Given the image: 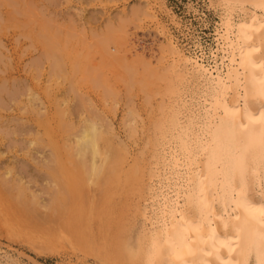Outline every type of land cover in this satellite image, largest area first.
Masks as SVG:
<instances>
[{"label": "bare ground", "instance_id": "6f19581e", "mask_svg": "<svg viewBox=\"0 0 264 264\" xmlns=\"http://www.w3.org/2000/svg\"><path fill=\"white\" fill-rule=\"evenodd\" d=\"M6 1L19 3L17 0ZM209 1L220 13V21L216 27V47L209 51L198 36H193L195 53L188 51L180 43L161 14L160 0H145L143 4L144 12L152 18L158 33L163 37L159 54L154 50L149 54L142 49L143 46L141 48L137 45L136 40L127 38L126 33L124 34L126 30L121 24L117 30L114 29L116 26L111 25L105 33L100 34V47L104 53L107 52L109 64L123 66L127 73L126 79L129 78L128 81L124 80L130 89L138 86L143 90H151L160 80H165L167 83L163 95L170 98L167 103L163 97L159 106L161 117L152 122L155 134L151 143L155 147L153 157L156 161L149 166L145 184L149 189L151 202L162 199V205L154 217L142 211V215L149 219V225L144 230H139L136 237H121L119 234L123 233L118 234L120 228L115 226L117 234L113 231L114 236L111 235L113 237L109 240L105 239L100 252L119 262L249 264L253 261L255 264H264V0ZM23 3L27 4L25 0ZM30 4L32 3H28L22 9L24 11L20 12L26 13L24 16L28 13V22L29 13L33 12ZM38 7L42 8L40 5ZM47 18L50 20L41 19L40 24L38 23L40 38L37 40L43 41L40 44L44 43L45 57L52 68V78L48 77V81L52 79L60 87L59 77H66L69 73L65 60L67 55L69 58L67 51L71 49L67 50L66 45L73 38H79V33L68 32L69 34L64 35L66 38H62L63 27L58 28L59 22L55 23L57 27L53 26L52 16ZM175 23L182 26L179 20H175ZM81 37L84 39L82 34ZM110 43L114 44V49L111 48L113 51L109 50ZM129 57L134 59L128 61ZM80 58L79 53H74L72 69L80 70L83 77L92 80L91 86H103L107 94H112L113 88L105 77L106 73L98 69V62L96 66L92 63L87 65ZM135 60L140 61L142 67L135 65ZM107 65L108 61L101 67L104 69ZM193 82L200 89L198 106L193 103L188 107L185 87ZM74 89L75 92H80V89ZM11 90L8 92H12ZM30 95L31 111L34 113L31 119L37 121L41 130H44L42 135L38 133L34 136L39 135V142L37 138L30 140L32 144L42 143L38 145L40 149H51L50 153L45 151L51 154L47 158L50 161H46L43 156L41 159L46 161L43 163L47 173L44 175L48 177L46 183L53 186L52 213L57 211L69 215L67 218L70 217V221H66V226L70 225L71 232H75L79 245H83L85 240L83 247L87 248L86 225L92 215L102 216L105 213L108 217L115 186L122 182L129 187L134 184L144 185L142 177L146 170L139 168V163L128 164L127 148L114 142L113 123L105 113L98 110L89 96V106L94 108L91 109L92 112L89 111L87 96L83 95L86 103L81 97L84 106H79L84 108L87 105V109H84L91 116H84L83 119L78 117L79 113L75 114L84 120L82 123L79 121L78 126L71 118L75 105L72 103L71 110L69 95L66 97L64 94V97L59 98L58 93L54 94L55 98L50 104H46L40 96H34V93ZM10 97L8 96L9 100H14ZM33 100H36L35 103ZM5 101L3 99L2 102ZM77 110L80 112V108ZM130 111L135 122H129L130 129L136 134L139 126L137 110ZM57 120L58 124L55 122ZM58 129L70 131L73 138L70 135L67 138L70 141H60L57 138ZM122 145L125 144L122 142ZM2 153L0 152L1 156ZM12 167L13 165L8 169L6 166L7 171L2 170L6 172L0 173V185L15 191L13 200L17 203L25 202V212L32 211L37 208L40 199L34 191L30 196L26 195L27 181H23L20 174V179L16 177V181L18 178L20 182L13 181V177L11 179L10 175L15 169ZM34 169L38 171L39 168L36 165ZM16 173L17 170L14 174L18 175ZM97 186L102 195L99 194V199L91 194ZM147 189L139 190L143 192L141 197H145ZM154 204L155 202L152 203L153 208ZM21 209L23 210L22 207ZM51 215L49 217L54 218Z\"/></svg>", "mask_w": 264, "mask_h": 264}, {"label": "rangeland", "instance_id": "374dc122", "mask_svg": "<svg viewBox=\"0 0 264 264\" xmlns=\"http://www.w3.org/2000/svg\"><path fill=\"white\" fill-rule=\"evenodd\" d=\"M26 1L27 0H25V3L27 4L32 3L30 5L33 12L31 13L32 15L29 13L28 17V20H30L29 22H32L31 24L26 21L28 13L27 16H24L26 15L24 12L22 14L20 13L24 11L22 9L27 7V4L24 5L23 3L24 0H17V2H19L17 3L18 5L14 4L12 1H9L11 4L6 0L0 1V3L3 2L0 6V76L2 77H0V87L2 86V88H4L7 86L6 89L0 88L3 92L0 94L2 96V99L0 98V152L4 153H2L3 156L0 155V173L2 170L7 169L5 168L6 166L9 169L10 166L13 165L12 168H15V171L13 170V173L10 175L11 179L13 180L14 178L13 181H16V177L19 178L21 175L20 177L23 178V181H27L26 186L28 187L26 189V195L30 196L32 194L31 192L34 191V193L38 195L40 203L34 210L25 212L27 208L25 202L17 203L13 200L15 191L13 192L8 186L0 185V262L2 264H141L139 262H119L102 254L100 248L104 247L102 244L105 239L109 240L114 236L113 231L116 230L117 232L118 227L120 228L118 229V234L123 233L119 234L122 235L121 237H130L133 235L136 237L139 230H144V228L149 225V219L142 215V211H145L146 215L154 217L156 211L159 210V207L162 205L163 200L161 199L160 201L157 199L154 201L155 207L153 208L152 203L154 202H151V199H149L151 196L148 194L149 189H147V185L145 184L148 180L147 176H149V166L152 163L154 165L156 161V158L153 157L155 147L151 143L155 134L152 122L154 123L155 119L161 117V109L159 106L162 102L161 100L164 99L163 97H165L167 103L170 98L167 95H163L167 83L165 80H160L157 84L152 86L151 90H143L138 86H134L130 89L129 86H127L128 83L126 81H128L129 78L128 80L126 79L127 73L124 72L125 69L118 64L115 66L109 64L110 58H106L107 52L104 53L100 47V38L101 35L108 30L109 26H116V28H113L117 30L121 24L124 26V30H126L124 34L126 33L127 38L130 37V39L136 40L135 42L138 43L137 45L141 48L143 46L142 49H145L149 54L151 51L153 52V50L155 53L159 54L160 43L163 37L158 33L156 29L157 26L152 21V18L144 12L145 9L143 4L145 0ZM160 1L162 2L161 14L172 28L174 35L188 51L195 53L193 36H198L208 51L210 48L216 47V27L220 21V13L219 9L211 4L209 0ZM52 2L54 4H52ZM12 3L14 5H12ZM39 5L40 7L42 6L41 9L38 7ZM19 9L20 11H18ZM48 11L51 12L48 13ZM12 12L16 13L15 17ZM41 13H43L42 16H52L51 23L53 26L57 27L56 24L59 22L58 28L63 27L61 32L62 38L65 37V34H76L77 32L79 33L77 34L79 38L82 39L81 34L84 36L82 40L73 38L72 42L66 45L67 50L71 49L67 51L70 54L69 58L71 60H69L67 55L65 60L69 72L67 76H57V78L59 77L58 81L61 82L62 87L54 84L52 79L48 81V77L52 78V68L49 67V60L45 57L46 47L43 45L44 43L40 44L43 41L40 39L41 41L39 40L40 42H38L37 38H40L38 36V33H40V26H38V23L40 24L41 19L50 20V18L48 19L46 16H43L45 18L43 19ZM11 16L14 18L11 19ZM53 18L58 21H54ZM175 20H179L182 26H178ZM26 22L29 24L27 23V25ZM24 23L25 26H23ZM26 32L30 36L26 35ZM109 46V50L113 51L114 44L110 43ZM76 52L80 54V60H84L83 63L87 62V65L92 63V65L94 64L96 66L98 62V69H102L101 71H104V74L106 73L105 77L109 80L108 83L112 86L111 88L114 89L115 87V90L112 89V94H107L106 88L103 86H91L90 83L93 82L92 80L83 77V73L80 72V70L75 71V69H72V63L75 61L74 53ZM81 52L85 57L81 55ZM132 58L133 57H129L128 61H132L134 59ZM104 59H107L108 65L103 69L101 66L107 63ZM134 63L142 67L140 61L135 60ZM69 66L71 68H69ZM73 71L74 73H72ZM70 72L73 75H71ZM69 76L73 78H69ZM4 78L5 80H3ZM72 79L76 81L73 82ZM2 83L5 84L2 85ZM22 86H24V89ZM18 87L19 89H17ZM74 88H78L77 90L80 89L79 91H82L81 95L79 94L80 92H75ZM185 88V93L189 100V102H187L188 107H191L193 103L195 106H198L199 87L193 82ZM10 90L12 92L9 93L8 91ZM27 90L29 92H27ZM32 93H34V96H40L44 99L46 104H50L53 101V98H55L54 94L58 93L59 98L64 97V94L66 97L69 95L68 99L70 100V106H72L71 110H73L72 103L75 105V112H71V118H73L72 121H74V123L76 122L75 124L77 125L79 121L81 123L84 121V116H86L85 118L91 116L90 112H92L94 107L92 108L89 105L94 101L93 103L99 108L98 110L103 112V114L105 113L107 119L113 123L115 128H113V133L115 132V135L112 133L114 142L127 148L128 164L137 165L139 163L137 166L146 170H144L145 176L142 177L144 179V185L139 186L134 184L129 187L122 182L123 185L120 184L115 186L113 199L109 203L110 211L108 212V217L103 213L104 215L102 214V216L92 215L89 219L86 225V233L88 235L85 238V244L86 246L88 244L90 245H88L89 247L87 246L90 250L83 247L85 240L83 241V245H79V243L76 242L75 232H71L70 225L68 227L66 226L68 225L66 221H70V217L67 218L69 215L66 213L60 214L57 211L52 213L53 205L51 192L53 191V186L49 185L50 188L48 183H46L48 177L45 176L47 173H45V167L43 165L44 162L49 160H47V158H49L51 154H47L46 152L50 153L51 149L50 147V151L48 147L45 148V150H43L44 148L42 149V147L40 149V147L38 148L39 144L33 143V145L30 140V138H37L39 135H37V137L34 136L38 133L42 135L44 131L43 129V131L41 130L42 127H39L37 121L31 119L34 115L31 105L32 100L29 98L32 96L30 95ZM83 95L87 96V100L90 97L91 102L88 100L89 103H86L84 100L85 97H82ZM8 96H11L10 98L14 100H9ZM81 97L85 102L81 100ZM3 99L6 101L2 102ZM33 101L35 103L36 100ZM1 102L3 103L2 105ZM83 102L88 104L90 112L87 110L85 111L84 108L86 107L87 109L88 106L85 104L86 106L83 108ZM80 104H83V106H79ZM77 108H80V112L84 115H81L82 113L80 114L79 110L76 111ZM131 109L137 110L136 112L138 114L137 122L139 126L136 134H133L130 129V123L135 124V122H133V113H130ZM72 113L74 115H72ZM78 113L80 115H78V117L83 119L75 116V114ZM55 122L58 124L59 121L57 120ZM61 131L62 130L58 129L59 133L57 132V138L59 140L61 139L62 142L64 140V142L70 141V139L67 140V138L70 137L71 132L65 130ZM71 137L73 138L72 135ZM37 141L39 142L38 138ZM122 142L125 145H122ZM40 145H42V143H40ZM35 146L39 149L38 151L35 149ZM42 150L43 152L46 151V154H42ZM42 156L46 161L44 160L43 162L41 159ZM37 161H41V166L39 163H36ZM36 165L39 168L38 171L34 169ZM129 165L126 164L127 167H129ZM41 168H43L44 172ZM16 170L18 175L14 174ZM18 178L16 182H20V178ZM157 181L156 178V182ZM154 187H156V183ZM96 188L97 189H94L92 193H90L94 198L99 199L102 196L100 194L101 190L98 189V186ZM146 189L147 192L145 197H141V193L143 192L140 191H145ZM51 214L55 215L52 216ZM49 215L54 218L51 219ZM57 215L61 217L59 218ZM106 218L107 220H105ZM116 232L114 231V234H117ZM249 264L255 263L250 261Z\"/></svg>", "mask_w": 264, "mask_h": 264}]
</instances>
